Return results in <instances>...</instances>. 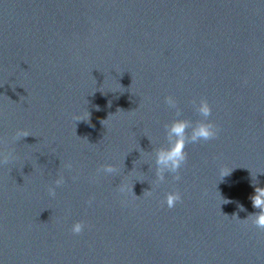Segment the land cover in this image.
Listing matches in <instances>:
<instances>
[{
    "label": "water",
    "instance_id": "obj_1",
    "mask_svg": "<svg viewBox=\"0 0 264 264\" xmlns=\"http://www.w3.org/2000/svg\"><path fill=\"white\" fill-rule=\"evenodd\" d=\"M167 96L219 134L159 182ZM0 151V264H264V0H0Z\"/></svg>",
    "mask_w": 264,
    "mask_h": 264
},
{
    "label": "clouds",
    "instance_id": "obj_2",
    "mask_svg": "<svg viewBox=\"0 0 264 264\" xmlns=\"http://www.w3.org/2000/svg\"><path fill=\"white\" fill-rule=\"evenodd\" d=\"M165 103L169 108L176 110L177 119H174L170 124L165 125L167 143L165 146H161L155 150V176L157 181L164 182L166 174H171L173 180L179 181L181 179L179 175L180 170L184 167L188 159V153L185 150L187 145L196 144L201 141L207 142L214 140L219 134V129L209 119L212 116V108L206 99H200L198 105L195 101L193 102L196 112L202 117L201 120L195 123L188 119L179 118L182 113L178 108V102L174 97H165ZM88 118L89 113L87 112L84 116H77L75 119L76 121H82ZM107 120L102 121V123L104 124ZM28 136L30 135L27 131H17L15 136L12 137V140H19ZM0 157H2L3 161H8L10 158H14L12 151H9L7 155H4V153L0 151ZM68 167H71V165H68ZM100 171L104 174L111 175L116 173L117 169L113 165L108 164L102 166ZM218 175L221 176L223 180L229 176L225 174L224 168L219 169ZM64 182V177L59 176L54 181L55 187H60ZM253 184L255 185L256 183L253 182ZM123 190L124 189L121 186V191ZM254 192L255 194L251 197V202L254 209H259V213L250 214L244 221L250 219L252 225L260 230H264V188L255 187ZM148 194L150 195L151 191H148ZM49 195L53 197L56 195L55 188L49 189ZM181 200L182 197L179 192H170L167 194L163 203H165L169 209H172L180 203ZM240 210L244 211L245 209L241 206ZM84 229L85 224L78 221L72 225L71 232L74 235H80Z\"/></svg>",
    "mask_w": 264,
    "mask_h": 264
}]
</instances>
